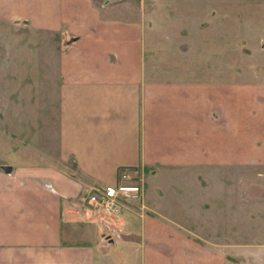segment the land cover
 <instances>
[{"label": "crops", "instance_id": "obj_1", "mask_svg": "<svg viewBox=\"0 0 264 264\" xmlns=\"http://www.w3.org/2000/svg\"><path fill=\"white\" fill-rule=\"evenodd\" d=\"M129 1L0 0V128L41 154L0 171V264H223L174 218L145 213L144 190L110 238L86 200L121 170L258 158L244 103L264 88L147 59L148 30L113 17Z\"/></svg>", "mask_w": 264, "mask_h": 264}, {"label": "rangeland", "instance_id": "obj_2", "mask_svg": "<svg viewBox=\"0 0 264 264\" xmlns=\"http://www.w3.org/2000/svg\"><path fill=\"white\" fill-rule=\"evenodd\" d=\"M118 6L112 11L115 19L139 22L148 30L147 59L172 72L183 70L195 81L264 88V0H130ZM254 94L244 105L255 119L257 159L219 168L178 165L157 177L149 169L121 170L134 176L130 183L142 182L145 213L174 218L187 234L220 254L223 264H264V92ZM33 151L0 128V171L41 163V154ZM66 165L74 167L72 161ZM155 201L160 209L152 208ZM139 203L132 201L129 208L137 210ZM131 227L136 228L134 220ZM114 264L123 263L114 259Z\"/></svg>", "mask_w": 264, "mask_h": 264}, {"label": "built area", "instance_id": "obj_3", "mask_svg": "<svg viewBox=\"0 0 264 264\" xmlns=\"http://www.w3.org/2000/svg\"><path fill=\"white\" fill-rule=\"evenodd\" d=\"M137 174V171H134ZM134 178L127 172H121L120 179L123 183L92 187L87 191L86 200L94 205L98 211L106 215L112 222H105L103 235L110 238L121 233L120 214L129 207L132 201L137 200L142 192V182L126 183Z\"/></svg>", "mask_w": 264, "mask_h": 264}, {"label": "water", "instance_id": "obj_4", "mask_svg": "<svg viewBox=\"0 0 264 264\" xmlns=\"http://www.w3.org/2000/svg\"><path fill=\"white\" fill-rule=\"evenodd\" d=\"M4 170L7 171V172H9L10 171V168L6 166V167H4Z\"/></svg>", "mask_w": 264, "mask_h": 264}]
</instances>
